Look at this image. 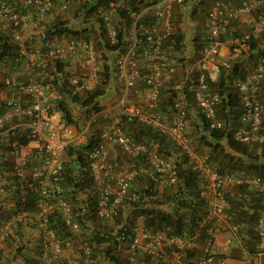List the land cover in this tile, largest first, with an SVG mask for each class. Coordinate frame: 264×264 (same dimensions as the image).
Returning a JSON list of instances; mask_svg holds the SVG:
<instances>
[{"label":"built area","instance_id":"obj_1","mask_svg":"<svg viewBox=\"0 0 264 264\" xmlns=\"http://www.w3.org/2000/svg\"><path fill=\"white\" fill-rule=\"evenodd\" d=\"M54 1L0 0V36L6 35L16 47L15 55L9 56L11 66L15 69L23 65L29 75L28 80H20L8 74L1 81L0 99L4 109L0 113V205L4 202L8 188L13 186V191H18L21 207L12 203L6 216L0 219V244L14 234V228L20 221L33 217L39 227L41 243V254L35 264H52L59 261L63 253V243L50 222L53 212H59L72 231H78L81 227L75 218L73 204L60 182L64 170L62 155L68 139L61 125L52 120L55 101L62 98L60 87L63 76L68 72V61L75 60L89 69L88 73L80 77H68L72 94L91 89L99 79L96 66L99 52L91 37L92 32L86 38L64 44H55L50 39L48 29L51 21L69 9L71 3V0H58L59 3L55 5ZM82 1L78 0L79 3ZM184 3L185 0H107L106 7H99L92 17L101 21L110 45L117 42V22L120 19L127 21L125 44L114 52V76L122 88V101L130 91L138 93L139 83L144 84L148 100L145 108L123 104L119 117L114 118L109 128L100 133V141L88 152L90 176L97 196L95 216L99 220L111 221L118 215L126 197L138 199L135 193L129 194L131 182L138 174L137 168L119 169L118 161L110 158V145H115L131 157L144 155L149 163L147 173L159 189L176 183L177 170L173 160L134 141L119 126L120 117L126 122L140 121L172 138L185 149L189 164L200 175L199 196L206 204V211L199 224H210V228L203 242L205 255L199 258L197 264L214 262L213 247L217 241L216 235L221 230L217 222H230L231 219L225 212L226 194L239 185L253 187L259 195L261 206L255 226L256 261L252 264H264L260 261L264 254V178L218 172L204 161V157L197 155L185 135L184 101L181 99L173 102L171 120L163 118L155 110L162 85L182 66L177 53L169 49L173 46L168 42L175 31V11ZM260 9L249 30L239 36L227 34L232 20L251 16ZM123 10L125 18L120 14ZM206 20L208 32L199 57L189 70V76L192 77L188 88L193 91L196 105L207 118L209 128L222 129L224 122L217 111L220 95L209 89L206 70L215 61L226 69L230 68L232 61L247 52L249 43L260 37L264 32V0H245L231 7L221 0H213L207 10ZM26 25L31 30L30 40L22 34ZM31 39L36 40L37 44L34 45ZM221 48L225 50V58L218 59ZM49 58L62 62L64 70L48 76ZM192 71L196 73L192 75ZM34 75L39 78L35 79ZM55 77L60 79L55 82ZM262 81L264 59L245 79L233 81L242 108L240 124L233 131V138L240 143H259L264 140L263 107L259 97ZM16 126L23 128V136L28 142L9 137L10 130ZM13 176L15 179H12ZM35 183L39 184V209L33 213L24 210L22 204L25 202L26 190L33 191ZM142 219L139 216L135 224L120 227L121 230L114 237L116 248L122 250L126 247L130 259L136 254H146L169 264H181L183 250L195 245L194 239L198 232L194 237H186L171 233L167 227L152 230L144 226ZM238 230L237 224L229 225L232 234L237 235ZM81 254L62 264H92L88 245L83 244Z\"/></svg>","mask_w":264,"mask_h":264},{"label":"trees","instance_id":"obj_2","mask_svg":"<svg viewBox=\"0 0 264 264\" xmlns=\"http://www.w3.org/2000/svg\"><path fill=\"white\" fill-rule=\"evenodd\" d=\"M106 2L107 0H86L81 5V10L75 14L81 24L91 25L92 31L88 30L87 27L81 28L80 30L75 27H68L66 21H61L60 18H57L58 20L48 29V35L51 40H53V38L58 39V37H66L68 42L75 41L73 38H86L89 32H95L94 38L96 48L97 50L98 48L102 50V57L105 61H107V59L109 60L108 53L112 54V61L110 64L105 62L103 65L104 73L101 80L103 86L107 84L111 78V74H113L115 70L114 52L124 46V37L127 32V21H120L122 20L120 19L117 22V42L114 45L109 44L101 21L92 18L99 7H106ZM202 4V7L194 6L193 10H190L185 18L193 19L196 15H200L206 20L208 9H206V5L203 1ZM120 14L125 18L126 15L124 10L121 11ZM230 29L231 26L228 29V35ZM233 32L235 34L232 36H239L241 34L237 31ZM206 35L203 33L194 34L192 43L189 44L192 48L194 46L192 50L194 51L195 59L199 57L200 49L204 44ZM184 36H186V34L182 29L175 27V31L169 38L168 42V44L173 47H169V49L176 53L183 48L187 49L186 45L183 43ZM257 41L258 39L251 41L247 52L243 53V55L237 60L232 61L230 68L226 69L219 66V76L216 81H213L207 75L206 81L209 89L220 95V102L217 111L219 118L224 122L222 129L209 128L207 118H205L201 109L197 107L194 93L188 88V83L184 82L182 86L176 87V82L173 77L169 82L162 85L155 110L163 118L171 120L174 112L173 102L176 99H181L184 101L183 108L185 120L189 119L191 112H194L197 118V122L194 123L190 134L191 138L188 137V144L197 155L204 157V161L209 163L218 172H231L237 176L241 175L243 177L259 176L264 178V140L259 143H240L233 138V131L239 124V117L242 108L239 94L237 89L232 86V82L239 78L245 79L254 67L264 59V45L259 47ZM15 50V45L6 35L2 34L0 36V63L5 59H8L9 56H14ZM98 58L99 55L97 57V62ZM178 59L182 64L185 61L183 57L181 58L178 56ZM64 66L65 65L62 62L56 60V71H63ZM63 77L64 79H62L60 87L62 98L55 101L54 110L62 112L65 119L63 122H65V124H75L73 115L65 101L67 96L72 97L71 100L79 102L87 111L93 109V112H99L101 110L100 100L106 94L103 87L95 85L87 90L85 95L80 93L72 94L69 89L68 76L66 75ZM36 78L38 77L36 76L35 79ZM59 79L60 77H55L54 81L56 82ZM115 82L117 83L116 78ZM263 83L264 81L260 83L259 97L263 107L262 124L264 125ZM140 87L144 90V84L139 83L137 86L138 90ZM130 93L137 94L133 90L130 91ZM3 109L4 103L2 99H0V113ZM123 120L125 121V119ZM126 123L128 125L131 124V126L126 128V131L121 127L120 122L119 126L134 141L141 142L148 146L149 149H153L173 160V164L177 170V180L174 185L164 186L159 189L147 173V170L149 169L148 159H146L144 155L131 157L123 153V155L129 157L127 161L124 162L121 159L120 161L116 159V161H118L119 169L121 170L137 168L138 174L134 176L131 182L129 194L131 195V193H135L138 195V199L133 200L130 196H128V198L126 197L119 208L118 215L115 217L116 222L118 224L127 223L131 225L136 222V219L139 216H142L144 226L152 230L167 227L170 229L171 233L186 237H194L196 232H198V235L194 239L195 245L183 250L181 260V264H197L199 258L205 255L203 251V242L205 241V238L208 235V229L210 228V224H199L202 218L201 215L206 211V204L199 196V186L201 181L199 173L196 170H193L189 164L187 151L178 146L172 138L140 121L133 120ZM24 133L25 131L22 127L16 126L14 129L10 130L9 137L18 138L25 143L28 142V139L23 136ZM94 134L92 131H89L87 132L84 143L79 145L71 144L66 148L67 157L66 160L63 161L64 170L62 171L60 182L66 190L67 197L73 204L75 218L81 226V233L72 232L62 219L59 212H53L50 216L51 226L57 231V234L63 243V247L66 243L73 240L76 242L78 241L79 244L84 243L88 245L91 249V257H96L94 264H169L160 258H155L146 254H136L130 259V257L121 254V251H118L115 246L114 237L117 231L112 228L100 231L97 228L92 227L91 224H93L95 220H99L96 219L95 216L97 196L90 176L88 164V152L100 141L99 133ZM113 147L116 146L114 145ZM116 148L120 151L118 147ZM8 164L9 163H7V165ZM13 178L15 179L14 176L12 179ZM38 189L39 184L35 183L32 189L33 191L26 190L25 202L22 204L24 210L33 213L38 211ZM247 189H249L247 185H239L235 187L233 195H230L229 192L226 194V212H228L229 215L234 216V218L236 217V219H242L243 217L248 218L252 224L256 223L261 205L259 200H257V197L255 199L252 198L253 205H247L250 208L248 209L245 203L246 198L249 197L251 193H249ZM16 191L17 190H14L13 193L17 196L18 191ZM14 202L16 207H21V203L18 201V196L17 199L14 198ZM127 208L129 210H127ZM248 210L251 212H248ZM186 211L190 212L187 217ZM7 212L8 204L2 203L0 205V219H3ZM29 221H20L14 228V234L5 238L3 241V245H5L6 248L14 251L13 258L14 260L19 259V264H35L41 254L40 240L36 239L30 241V239H27L26 237L29 227L34 226L31 224L32 222ZM243 239L241 240L243 248L250 255L255 256L257 238L254 224L249 229V237L242 243ZM166 250H169V248H166ZM1 256L2 253L0 251V258ZM213 257L214 262L211 264H215L219 260L218 258H222L223 255L214 252ZM10 259L11 258L8 260ZM60 264H62V262H60Z\"/></svg>","mask_w":264,"mask_h":264},{"label":"rangeland","instance_id":"obj_3","mask_svg":"<svg viewBox=\"0 0 264 264\" xmlns=\"http://www.w3.org/2000/svg\"><path fill=\"white\" fill-rule=\"evenodd\" d=\"M86 1V0H84ZM202 1L204 2V4L206 5V9H209L211 3L213 0H185L184 3V7L187 9L188 12H190V10H193L194 6H201L202 7ZM222 2H224L226 5H228L229 7L231 6H237L240 4L234 3V4H228L227 0H221ZM242 0H238V3H240ZM82 3H79L78 0H71V3L69 5V9L65 10L64 14L60 15V20L61 21H65V19L67 20V22L71 21L72 24H79V22L77 23V17L75 16V14H77V12L79 10H81V5ZM262 9H260L259 11H256V13H254L251 16H245V17H240L237 19H234L231 21L230 26V33L229 36L234 35L235 33L233 32L234 30V26H240L242 27V29L240 30L241 32L239 33H243L244 31L249 30V28L251 27V24L253 22V19L256 17V14H258ZM67 16H70L71 19H69ZM76 17V18H75ZM58 19H55L54 22L51 24V26L57 21ZM237 20V21H236ZM238 26V27H239ZM175 27L176 28H180L184 31V33L186 35H190V40L189 42L192 43V39L194 34L196 33H203V34H207V30H208V26L206 25V20L204 17L200 16V15H196L195 18L191 19V18H185L180 12L176 15V20H175ZM233 28V29H232ZM202 31V32H201ZM94 33L93 35H91V37L95 40L94 38ZM83 38V37H82ZM66 40L63 41H68L67 38H65ZM81 38H73V40H79ZM54 43L55 44H61L63 43V41H59L60 37H58L57 40H55V38H53ZM257 44L259 47L264 45V32L263 34H261V36L258 38ZM192 45V44H191ZM194 48V46H193ZM192 48V49H193ZM183 50H186V48H183ZM99 51V58H98V62H96V66L98 69V73H99V79L98 82L96 83V85H100L101 87H103L106 91V94L101 98L100 100V106H101V110L99 112H93V109L87 111L85 110L79 102H75L72 99V97L67 96L65 101L73 115V119L75 120V124H69L71 129L73 130V132L71 131V133H68L67 137H71L69 138L70 141H68L66 148L68 147V145L71 144H82L85 142L86 140V136H87V132L92 131V133L94 134H98L100 135V133L105 130L108 129L109 126L111 125V122L114 118L119 117L120 115V111L122 110V106L123 104L126 105H137L139 107H146L147 104V99L144 96V92L141 91L137 94L135 93H128L126 96V99L124 101H122V96H123V92H122V88L115 82V77H114V72L113 74H111V78L110 80L107 82L106 85H102L101 84V80L103 78V73H104V68L103 65L105 64V62L109 63L112 61V54H109V60L107 59V61H105V59L102 57V50L98 48ZM181 54V55H180ZM179 54V57H184V51H181V53ZM225 56V50L222 49L221 50V58H224ZM186 60V59H185ZM216 63V62H215ZM56 60L54 58H49L48 60V67H47V75L50 76L52 74L55 73L56 71ZM220 65L218 63H216V69L219 71ZM67 76L71 77V76H77L80 77L82 75H85L86 73H88L89 69L86 67H83L79 62L75 61V60H70L67 63ZM179 72H185L183 70V68H179ZM179 73V74H180ZM39 78V76H38ZM231 86V84H230ZM264 88V83L262 85ZM139 90H142V87L139 88ZM86 91H82L80 94L85 95ZM52 120L54 121V123H56L57 125H65V122H63L64 116L62 114L61 111L59 110H54L52 113ZM120 125L121 127L124 128V130L126 131V128H128L129 126H131V124H127L122 117H120ZM62 127V126H61ZM64 129V127H62ZM130 129L132 130V128L130 127ZM133 131V130H132ZM94 134V135H95ZM66 135V134H65ZM190 135V134H189ZM114 145H110L109 146V153L112 159H118V161H120V159L124 162L127 161V159L129 157H126V155H123V153H121L116 147H113ZM66 148L65 151L62 155L63 160H66L67 157V152H66ZM27 220L31 221L34 226L33 227H29V232L31 233L30 235H34L32 233V230L34 233H38L39 234V230H38V224L34 223L35 219H33V217H31L29 219V217L27 218ZM26 220V221H27ZM29 221V222H30ZM129 222V221H128ZM92 227L97 228L100 231H105L109 228L114 229L115 231H118V228L121 224H118L116 222V219H113L112 221H100V220H95L93 222V224H91ZM72 231V230H71ZM72 232H78L81 233V227L78 231H72ZM40 235V234H39ZM84 243H80L79 245H81V250H82V246ZM65 246V245H64ZM80 247V246H79ZM79 249V250H80ZM124 250H127V248L125 247ZM121 251V250H118ZM122 252V251H121ZM237 252V251H236ZM236 252H232L235 253L234 255H237ZM239 253V252H238ZM81 254V253H80ZM78 255V254H77ZM238 256V255H237ZM92 259V263H95L96 257H91ZM14 258H11L9 261H6V263L10 264L11 262H14ZM260 261L262 263H264V255L261 257Z\"/></svg>","mask_w":264,"mask_h":264},{"label":"crops","instance_id":"obj_4","mask_svg":"<svg viewBox=\"0 0 264 264\" xmlns=\"http://www.w3.org/2000/svg\"><path fill=\"white\" fill-rule=\"evenodd\" d=\"M228 4H242L244 3L245 0H242L240 3H238V0H227ZM59 3L58 0L54 1V4L57 5ZM181 13L184 17H186L187 14V9L185 7H180L178 11H175V15H177L178 13ZM69 19H71L70 16H67ZM66 21V25L68 27H75L76 29L80 30L81 28L87 27L88 30L92 31L91 25L86 24L83 25L80 23L79 20H77V23L79 22V24H72L71 21L67 22ZM237 21V20H236ZM239 26V25H238ZM238 26H234V31L237 32H241L240 30L242 29V27H238ZM183 31V30H182ZM184 32V31H183ZM88 33V32H87ZM86 33V34H87ZM91 33V32H89ZM23 37L27 40H30V38L32 37L31 35V30L30 28L26 26L23 27V31H22ZM190 35H186L184 36V40L183 43L184 45H186L187 49L186 50H181L184 51V57H185V61L183 62L182 66H183V70L186 73L183 72H179V67L177 69V71L175 72V74L172 75V77L174 78V81L176 82L175 86L176 87H180L184 84V82H187L188 80V69H190L191 65L196 61L195 57H194V51L192 50V47L189 45L190 42ZM66 37H62L60 38L59 41H63L66 40ZM55 40H57V38H55ZM36 40L31 39V42L35 44ZM67 41H63L64 44ZM181 51L177 52V55L179 56V54L181 53ZM181 55V54H180ZM180 73V74H179ZM8 74H12L14 76H16L18 79L20 80H28L29 79V75L27 73V70L23 67V65H21V67L18 68H13L11 66V60L10 58L5 59L1 64H0V83L2 81V79L4 78V76L8 75ZM207 75L210 77V79H212L213 81H216L218 79L219 76V71L216 69V63H210L207 67ZM36 76L34 75V78ZM144 91L145 90H140ZM197 122V118L194 112H191V115L189 117V119L187 120L186 123V135L191 138V135L189 136V134H191L192 129H193V125L194 123ZM62 127H64V133L66 134L65 136L67 137L68 133H71V131L73 132V130L71 129L69 124H65V125H61ZM71 138V137H69ZM68 139V141H70V139ZM241 176V175H238ZM249 187V186H248ZM8 192L7 195L4 196V202L3 203H7L8 204V210L10 205H12V203H14V198L17 199L16 194H14L13 192V186H10L8 188ZM249 191V193H251V195L249 197L246 198V206L247 205H251L252 202V198H256L257 200H259V195L256 192V189L253 187H249V189H247ZM230 195H233L234 193V189H232L230 192ZM257 195V196H256ZM236 196V195H234ZM128 198V197H127ZM253 205V204H252ZM248 207V206H247ZM248 209H250L248 207ZM127 210H129L127 208ZM248 212H251L250 210H248ZM205 213V212H204ZM204 213L201 215V217L204 215ZM227 214H229L228 212H226ZM190 212L186 211V217L189 216ZM233 217V218H232ZM231 217L230 222L232 223L234 221L235 224H237L239 226V230L237 232V235L232 234L231 232H229V225L231 224L230 222H228L227 220H223V221H218V226L221 228L220 232L217 233L216 238V244L213 247V251L217 254H221L223 255L222 258H218L219 260L215 263V264H252L253 262L256 261V257L254 255H250L242 246L241 244V240L243 239L242 243L244 242L245 239H247L249 237V229L251 228V226L254 224L256 226V223H252L248 218H242V219H236V217L234 218V216ZM36 223V222H34ZM37 224V223H36ZM36 232V231H34ZM32 230V233L34 235H30L31 233L28 230V233H26V237L27 239L31 240H40V235L38 233H34ZM3 243L0 244V251L2 253V256L0 258V264H8L6 263V261H9V258H13V250H10L8 248L5 247V245H3ZM79 242L77 241H71L65 244V246L63 247V253L61 255L60 261H55L52 264H60V262H63L65 260L71 259V258H75L77 256H80L82 254H80V250L79 248ZM237 251V252H236ZM232 252H236L237 255H234L235 253ZM239 252V253H238ZM78 254V255H77ZM121 254L127 256V252L126 250L122 249ZM264 255V254H263ZM261 259V258H260ZM19 259H15L14 262H11L10 264H19Z\"/></svg>","mask_w":264,"mask_h":264},{"label":"clouds","instance_id":"obj_5","mask_svg":"<svg viewBox=\"0 0 264 264\" xmlns=\"http://www.w3.org/2000/svg\"><path fill=\"white\" fill-rule=\"evenodd\" d=\"M183 7H184V6H183ZM188 13H189V12H188ZM62 14H64V12H63ZM59 17H60V15L57 16L55 19H57V18H59ZM55 19H54V20H55ZM54 20L51 21L50 26H51V24L54 22ZM207 31H208V30H207ZM260 36H261V35H260ZM81 39H82V38H81ZM79 40H80V39H79ZM52 41H53V43H54V40H52ZM75 41H78V40H75ZM67 42H68V41H67ZM222 49H224V48H221V50H222ZM220 56H221V53H220ZM220 56L218 57V59H223V57L221 58ZM224 58H225V56H224ZM218 59H217V60H218ZM215 62L219 64V62H217V61H215ZM215 62H214V63H215ZM193 64H194V63H193ZM193 64L191 65L190 69L192 68ZM219 65H220V64H219ZM180 67L182 68V66H180ZM190 69H188V72H189ZM185 73H186V72H185ZM195 73H196V71H192V75L195 74ZM206 75H207V70H206ZM191 77H192V76H189V79H190ZM171 78H172V76H171L167 81H165L164 83L169 82ZM239 79H240V78H239ZM187 83H189V80L187 81ZM1 84H2V82L0 83V87H2ZM232 84H233V82H232ZM232 86H233V85H232ZM139 92H140V91H139ZM139 92H138V93H139ZM143 92H144V91H143ZM212 92H215V91H212ZM144 96L146 97V94H145V93H144ZM146 99H147V97H146ZM147 104H148V100H147ZM147 104H146V106H147ZM186 123H187V120H186ZM239 124H240V121H239ZM239 124H238V125H239ZM238 125H237V126H238ZM185 135H186V126H185ZM186 136H187V135H186ZM187 137H188V136H187ZM188 139H189V138H188ZM63 153H64V152H63ZM93 185H94V184H93ZM94 188H95V187H94ZM233 189H235V188H233ZM95 191H96V189H95ZM122 204H123V203H122ZM120 207H121V206H120ZM225 212H226V209H225ZM228 215H229V214H228ZM230 216H231V215H230ZM231 217H232V216H231ZM96 219H97V218H96ZM114 219H115V218H114ZM137 220H138V218L136 219V222H137ZM230 220H231V219H230ZM102 221H103V220H102ZM111 221H112V220H111ZM136 222H135V223H136ZM135 223H134V224H135ZM232 223H233V222H232ZM122 225H125V226H131V225H133V224L130 225V224H127V223H122V224L119 226L118 231H120V229H121L120 227H121ZM118 231H117V232H118ZM124 246H125V245H124ZM124 246H123V247H124ZM124 248H125V247H124ZM124 248H123V249H124ZM118 250H121V249H118ZM121 251H122V250H121ZM127 256H128V253H127ZM133 257H134V256H133Z\"/></svg>","mask_w":264,"mask_h":264}]
</instances>
